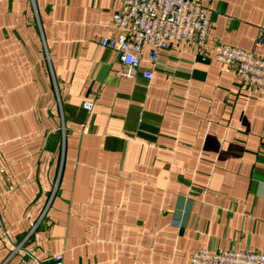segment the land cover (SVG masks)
Listing matches in <instances>:
<instances>
[{
  "label": "crops",
  "instance_id": "obj_1",
  "mask_svg": "<svg viewBox=\"0 0 264 264\" xmlns=\"http://www.w3.org/2000/svg\"><path fill=\"white\" fill-rule=\"evenodd\" d=\"M200 5L208 49L264 58V0ZM119 8L0 0V264H50L59 252L62 264L264 253V101L232 68L176 43L149 81L122 76L99 44L118 35L109 20Z\"/></svg>",
  "mask_w": 264,
  "mask_h": 264
},
{
  "label": "built area",
  "instance_id": "obj_2",
  "mask_svg": "<svg viewBox=\"0 0 264 264\" xmlns=\"http://www.w3.org/2000/svg\"><path fill=\"white\" fill-rule=\"evenodd\" d=\"M120 8L109 20L118 35L104 37L99 44L115 53L122 76L140 72L149 81L160 53L171 43L181 44L198 54L200 60L212 58L233 69L238 83L247 92L264 101V58L254 51H245L226 44L206 47L210 20L200 0H119ZM256 46L264 43V27H259ZM145 61L149 67L142 68ZM92 100L82 104L89 112ZM31 226L29 234L33 232ZM18 264H29L21 260ZM50 264H62L61 252L50 256ZM188 264H264V253L243 250H197Z\"/></svg>",
  "mask_w": 264,
  "mask_h": 264
}]
</instances>
